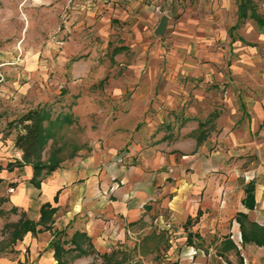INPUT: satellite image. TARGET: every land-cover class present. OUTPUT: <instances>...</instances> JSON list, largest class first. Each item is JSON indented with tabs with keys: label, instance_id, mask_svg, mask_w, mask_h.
<instances>
[{
	"label": "crops",
	"instance_id": "obj_1",
	"mask_svg": "<svg viewBox=\"0 0 264 264\" xmlns=\"http://www.w3.org/2000/svg\"><path fill=\"white\" fill-rule=\"evenodd\" d=\"M237 4L236 0H67L70 15L64 30L69 56L95 36L111 49L110 60L116 63L104 91L113 101L99 102L84 90L93 53L74 59L65 93L76 98L66 110L73 119L69 126H87L86 134L74 154L39 188L29 182L30 165L12 164L21 158L13 141L10 152L0 141V195L6 199V209L19 207L37 221L42 204L56 207L51 229L26 233L8 257L0 256V264H56L48 248L56 231H63L67 239L84 233L100 258L114 252L121 264L132 253L131 264H152L164 241L167 256L161 264H264V244L257 242L264 240L260 103L252 106V115L243 104L242 111L229 112L228 107L227 113L215 114L209 122L187 121L172 137L155 134L149 130L153 122L143 120L158 78L171 77L159 63L179 60L178 50L185 53L191 45L200 61L217 58L218 33L231 36ZM163 15L168 19L159 34L156 28ZM167 41L171 53L166 51ZM104 109H118V117H105L102 127L91 131L89 113ZM142 121L146 125L139 126ZM249 184L253 185L250 208L244 203Z\"/></svg>",
	"mask_w": 264,
	"mask_h": 264
},
{
	"label": "rangeland",
	"instance_id": "obj_2",
	"mask_svg": "<svg viewBox=\"0 0 264 264\" xmlns=\"http://www.w3.org/2000/svg\"><path fill=\"white\" fill-rule=\"evenodd\" d=\"M66 5L67 0H0V141L9 152L17 132L10 123L22 113L37 106L48 108L52 117L67 113L66 107L76 96L65 93V80L71 79L69 68L74 59L86 52L85 56L92 52L94 57L84 82L87 96L99 99V102L113 101L104 91L106 79L116 63L110 60L111 49L103 47L102 40L95 36L70 57L66 45L68 35L64 30L70 15ZM256 9L264 17V2H257ZM230 23V20L226 22V32ZM172 30L170 28L169 33ZM217 41V58L200 61L193 55L195 50L191 45L185 53L178 50L179 60L169 58L164 64L159 63V68L170 73L171 77L158 78L152 106L143 116V120L148 118L153 122L149 130L172 137L187 121L192 124L200 120L209 122L215 114L227 113L228 107L229 112L233 108L242 111L245 104L246 112L249 110L248 114L252 115V106L260 103L264 110V33L253 20L246 19L232 36H223L219 31ZM165 46L171 53L169 41ZM118 112V109H104L89 113L91 131L100 128L105 117L116 119ZM140 124L146 125V122ZM86 130L87 126L81 125H64L59 130L56 139L57 144L62 145L64 155L72 151ZM50 145L51 141L45 157ZM6 208V203L0 204V209L8 210ZM17 209L16 213L0 216L1 257H8L14 251V245H7L5 224L18 219L22 210ZM162 245H167V241ZM164 246L152 258V264L164 262L167 256ZM67 257L68 264L101 263L96 251L82 256L71 252ZM131 259L133 253L126 257L124 264H131Z\"/></svg>",
	"mask_w": 264,
	"mask_h": 264
},
{
	"label": "trees",
	"instance_id": "obj_3",
	"mask_svg": "<svg viewBox=\"0 0 264 264\" xmlns=\"http://www.w3.org/2000/svg\"><path fill=\"white\" fill-rule=\"evenodd\" d=\"M259 1L264 2V0H238L237 22L229 29L230 34L246 19L253 20L261 33H264V17L259 14L256 9L257 2ZM72 122L73 119L71 113L57 114L55 117H52L50 110L45 106L30 108L11 121L10 126L17 130L13 139V145L21 152L20 160H16L12 164L31 166L32 177L29 182L33 186L39 188L43 179L56 170L67 156L70 157L74 154L77 149L76 146H73L72 151L68 155H64L62 153L63 147L62 145L57 144L56 139L59 130L64 125H69ZM200 125H202V123H199V126ZM50 141L51 145L49 147V152L45 157L46 148ZM12 164L8 163L6 167L11 169ZM1 168L0 165V170ZM245 193L246 196L244 198V203L250 208L253 206L252 184L247 185ZM5 200L4 197L0 196V204ZM54 200H56V196L54 197ZM17 210L16 206H12L8 210L0 209V216L6 213H16ZM55 212L56 207H53L48 202L42 204L40 207V216L37 221L28 218L26 213L21 211L16 221H10L5 224L8 233L7 245H14L28 232L35 235L38 232L50 230ZM239 216L245 215L239 214ZM251 224L253 225V223ZM257 240L259 244H264V240ZM48 248L53 250V257L56 260V264H68L67 256L71 252H76L79 256L95 252L90 242V238L80 232L74 233L67 239L63 231H56L54 232L52 240L48 244ZM101 258L102 264H121V260L116 258L114 252L110 254H102Z\"/></svg>",
	"mask_w": 264,
	"mask_h": 264
},
{
	"label": "water",
	"instance_id": "obj_4",
	"mask_svg": "<svg viewBox=\"0 0 264 264\" xmlns=\"http://www.w3.org/2000/svg\"><path fill=\"white\" fill-rule=\"evenodd\" d=\"M167 19L168 17L166 15H163L157 25V28H156V33H163L164 29H165V26H166V23H167Z\"/></svg>",
	"mask_w": 264,
	"mask_h": 264
}]
</instances>
